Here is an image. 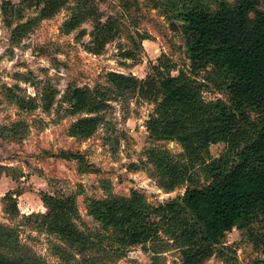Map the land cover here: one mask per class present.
Here are the masks:
<instances>
[{"label":"rangeland","instance_id":"rangeland-1","mask_svg":"<svg viewBox=\"0 0 264 264\" xmlns=\"http://www.w3.org/2000/svg\"><path fill=\"white\" fill-rule=\"evenodd\" d=\"M221 1L237 2L68 0L54 17L37 19L39 11L24 7V0H0V226L14 232L7 246L0 239L1 255L40 264H183L170 227L162 226L160 218L153 220L160 222L158 239L123 246L112 228L93 219L90 205L131 202L136 196L150 208L181 203L188 189L207 187L214 169L230 165L245 140L233 150L223 143L212 145L189 160L181 144L156 140L148 131L156 103L138 90L115 92L107 76L114 72L156 82L168 74L191 76L184 23L177 15L193 7L215 11ZM77 15L88 18L67 33L66 24ZM103 30L112 39L97 55L89 47H95ZM210 72L197 78L204 86L203 99L230 107L220 86L223 79ZM76 88L103 91L109 101L106 111L94 115L101 123L90 138L70 135L72 124L87 115L67 110V96ZM51 94L53 105L45 110V97ZM23 100L37 108L21 109L18 102ZM247 114L242 132L253 137L259 118ZM157 154L168 157V168L160 166ZM41 194L73 198L70 218L84 247L63 241L43 225L38 216L47 209ZM13 200L21 217L9 211ZM262 233L257 223L249 229L236 227L198 264H264Z\"/></svg>","mask_w":264,"mask_h":264},{"label":"trees","instance_id":"trees-1","mask_svg":"<svg viewBox=\"0 0 264 264\" xmlns=\"http://www.w3.org/2000/svg\"><path fill=\"white\" fill-rule=\"evenodd\" d=\"M66 3L68 0H24L23 5L38 10L39 17L36 18L44 19L54 17ZM263 6L264 0H237L234 6L221 1L215 11L202 7L180 11L177 18L184 23L182 33L191 76L183 72L177 76L168 74L156 82L120 73L108 74L109 85L115 92L135 93L138 90L156 103V110L147 123L148 131L156 140L181 144L189 160L196 159L199 152L212 145L223 143L233 150L245 140L244 148L230 165L214 169L212 181L207 187L188 189L181 203L150 208L138 196L131 202L92 203L90 215L102 227L112 228L121 245L135 246L158 239L160 222L162 226L170 227L168 232L177 242L183 264H198L207 258L223 242L226 234L236 227L249 229L257 223L263 230L259 240L264 245ZM86 18L87 15L73 17L66 24L67 33L76 30ZM108 31L111 29L108 28ZM111 39L112 35L103 30L95 39L98 47L95 43L89 51L101 54ZM125 57L129 59L131 53ZM209 68L210 75L216 74L223 79L220 86L230 97V107L219 101L207 102L203 99L204 86L197 78ZM69 94V114H87L72 124L70 135L92 137L101 123V118L94 115L108 108L106 93L76 88ZM54 98L53 94L45 97V110L50 109ZM27 104L24 100L18 102L21 109L33 111L37 108ZM247 111L256 113L259 118L254 124L253 137H245L242 132V126L249 121ZM157 156L161 159L160 166H165L168 157ZM170 167L174 172L178 169L177 165ZM41 195L47 209L45 214L38 216L43 225L63 241L84 247L86 242L71 220L75 213L73 198ZM9 211L12 216L21 217L15 200ZM156 218L161 219L159 223L153 222ZM13 233L0 226L1 243L7 246L13 240ZM14 242H17L16 238ZM11 249L16 251L17 247ZM0 264L40 263L0 254Z\"/></svg>","mask_w":264,"mask_h":264}]
</instances>
